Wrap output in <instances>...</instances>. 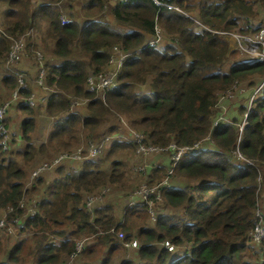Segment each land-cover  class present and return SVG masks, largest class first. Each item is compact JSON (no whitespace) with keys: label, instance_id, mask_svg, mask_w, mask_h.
<instances>
[{"label":"trees","instance_id":"1","mask_svg":"<svg viewBox=\"0 0 264 264\" xmlns=\"http://www.w3.org/2000/svg\"><path fill=\"white\" fill-rule=\"evenodd\" d=\"M157 1L86 0L78 17L74 0H0V85L8 94L0 106L17 91L2 124L8 129L18 113L24 143L15 152L11 142L6 149L0 144V209L9 225L0 229V264H63L82 241L75 264H264V240L251 239L256 211L264 217V62L230 51L225 38L253 36L264 27V0ZM59 5L70 17L67 25ZM27 33V56L8 66L11 45ZM113 46L125 54L116 85L98 93L87 79L114 71ZM36 52L44 88L35 83ZM236 82L247 92L220 99ZM39 89L48 92L46 99ZM257 89L239 143L242 155L258 162L251 167L233 151ZM32 94L42 100L29 104ZM221 100L236 112L230 123L214 111ZM42 116L51 120V131L34 145ZM124 126L148 146L199 143L206 149L177 160L163 150L136 155L121 136ZM83 141L79 169L62 164L48 184L46 171L29 180L36 157L50 161L52 153H70ZM99 145L91 157L88 151ZM160 154L169 166L158 161ZM142 187L155 189L144 196ZM89 195L107 197V204L96 199L92 214L85 207ZM187 249L191 253L181 255Z\"/></svg>","mask_w":264,"mask_h":264},{"label":"built area","instance_id":"2","mask_svg":"<svg viewBox=\"0 0 264 264\" xmlns=\"http://www.w3.org/2000/svg\"><path fill=\"white\" fill-rule=\"evenodd\" d=\"M154 2L157 5L159 4L157 0H154ZM263 17H264V14H263ZM61 20H62L63 24H67L69 22L68 19L66 17H64L63 15L61 16ZM29 34L30 33L25 34L23 38H21L18 41H15L11 45L10 50L7 53V58H6V64L7 65L13 64L16 61H20L23 57L27 56V54L25 53V47H26V37ZM229 37L233 38L236 42V46L234 48L230 47L231 50H233V49L241 50V51L245 52L246 54H248V56L250 58L258 60L260 62H264V27H262L253 36L239 35V34H225V38H229ZM116 50H118V48L112 49L113 52H115ZM124 55L125 54H122L119 57H114V56L111 57L109 64L113 65L115 67L114 71H112L111 73H109V72L99 73V74H93V75L89 76L87 79V85H88L89 89L97 91L98 93H102L104 89L108 90V89L114 88V86L116 85V75H117L118 70L121 67V62H122V59L124 58ZM36 59L39 61L40 68H39L35 83L37 85L41 86L42 83H40V81L43 82L45 70L43 69V65H42V61H41L42 56H41L40 52H36ZM18 78H19L20 85H23V79H22L23 77L19 76ZM238 84L239 83L236 82L230 90H228L227 92L222 94L221 99H225V98H232L233 99L237 95L243 94L244 93L243 89H240L236 93H234L233 89L238 87L239 86ZM263 86H264V80H263L260 88ZM258 90L259 89H257L254 92V94H252V97L250 98V100L248 102L249 108L244 113L243 121L239 125V137L237 140L236 149L233 151L235 160L245 162L251 166H254L255 163L249 159H246L242 155V153L239 149V143L241 141V136H242L243 130L247 126V123H248L247 118L250 114V106H251V104L254 100V96L257 94ZM16 98H17V91L15 90L12 94L11 101H14ZM34 99H35V95L32 94L28 98L29 104L34 105ZM11 101H6L4 104H2L0 106V136L3 137L0 140V144L2 145L3 149L7 148L9 141H8L7 133H6L7 128L2 124V121L5 118V115L7 113V110L9 108V104ZM215 124H216V122L214 123V125ZM121 136L126 141L132 142L136 146V148H135V154L136 155H147V154L152 153V152H157V151L163 150V151H169L171 153V157L174 160H177L178 158L181 157L182 154H184L187 151H190L192 149L202 148V146L199 143H196L190 147L189 146H181L180 147V146H177L175 143H171L165 148L146 146L143 143L142 135H140L136 132H134L133 134H129V135L124 134ZM106 139H109V138L107 137ZM109 140H111V139H109ZM100 151H101V145L95 146V148H91L90 151H88V154H90V156L94 158L100 153ZM71 156H72V160H83L81 150H79L78 152L73 153V154H69V153L61 154L58 158H55L51 161H46L47 163H45L41 167H39L34 172L35 174L31 178V180L34 179L35 177H37L40 172L47 171V170H50L52 168H56V167L62 165L65 161H69L71 159ZM137 171L143 172V168L140 167ZM143 189L145 190L144 192H143ZM154 189L155 188L142 187L141 188L142 195L147 196L148 193L152 192ZM144 196H143V198L145 199L146 197H144ZM96 199H95L94 195L87 196L88 205L92 206V204L94 203V201ZM28 213L30 216H34L35 210L30 209V210H28ZM256 217H258L259 222L254 226L253 231L251 232V239L253 241V244H260L264 240V217L260 214L259 210L256 211ZM156 219H157V216L153 212L152 220L156 221ZM16 223L18 224V220L16 221ZM3 227H4V222L0 219V229ZM132 245L134 246V243H132ZM82 246H83V241L79 242L77 244L76 253L69 257L70 260H72L73 258H76V255L79 253ZM165 246H167L169 248H173L168 243H165Z\"/></svg>","mask_w":264,"mask_h":264},{"label":"rangeland","instance_id":"3","mask_svg":"<svg viewBox=\"0 0 264 264\" xmlns=\"http://www.w3.org/2000/svg\"><path fill=\"white\" fill-rule=\"evenodd\" d=\"M85 1L86 0H74V7L76 8L75 10H74V12H75V14H77V16L78 17H82V12H81V6L85 3ZM113 1H115V0H113ZM65 7V5H59V10H60V12H62L63 13V16L64 17H66V18H68L69 20H70V17H69V15H67V13L64 11V8ZM262 15L264 14V8L262 9ZM60 20H61V18H60ZM107 22L111 25V26H113V23H112V19H111V17L108 15V19H107ZM61 23H62V20H61ZM63 24V23H62ZM68 24V23H67ZM67 24H65V25H67ZM226 40L229 42V45H230V47L231 48H234L235 46H236V42H235V40L233 39V38H231V37H229V38H226ZM113 48H119L118 46H113L112 47V49ZM116 52V54H117V56L116 57H119L121 54H119L118 53V50H116L115 51ZM9 66V65H8ZM111 68L109 67V70H110ZM108 70V71H109ZM107 71V72H108ZM107 72H105V73H107ZM112 72V71H111ZM111 72H109V73H111ZM102 73H104V72H102ZM1 76V75H0ZM44 77H45V72H44ZM44 77H43V82H44ZM43 82L42 81H40V83H42V85L40 86V88H44V84H43ZM23 84H24V81H23ZM239 86L238 87H236V88H234L233 90H234V93H236L238 90H240V89H243L244 90V93L243 94H245L246 92H247V90H248V88L246 87V85L245 84H242V83H239L238 84ZM4 89L1 87V85H0V99H3V98H5L8 94H7V91L6 90H4ZM6 91V92H5ZM39 91H40V93L42 94V96H43V98L44 99H46L47 97H48V92L47 93H45L44 91H42V90H40L39 89ZM40 93H37V92H35V94L36 95H38L39 97H40ZM242 95V94H241ZM37 98V97H36ZM102 98V97H101ZM221 99V98H220ZM227 100H229V101H232V98H226ZM40 100H42L41 98L39 99V100H37V99H34V104H38L39 103V101ZM7 101V100H6ZM38 102V103H37ZM76 105H82V102H77L76 101ZM36 106V105H35ZM38 107V106H37ZM44 107V104H43V106H42V108ZM39 108V107H38ZM37 108V109H38ZM38 110H40V111H38ZM37 110V113H39V112H44L43 111V109H38ZM214 111H215V113H217L218 111H220L221 112V114H222V116L230 123L231 122V120H230V115L232 114V115H234V114H236V112H235V110L233 109V108H231L230 110L229 109H225V104H223V101L221 100V101H219V103H218V106H215V108H214ZM8 113V112H7ZM8 117H9V115H8ZM41 118V117H40ZM50 122H49V121ZM41 123H38V121H37V125H38V130L35 132V133H33L32 134V142H33V144L34 145H38V138H45V137H47V135H48V133H49V131H51V127H52V123H51V120L49 119V118H47L46 116H42V121H40ZM10 125H9V127H8V129L6 130L7 132V138H8V141L9 142H11L10 143V148H9V150H12V152H15L18 148H23V145H24V143H23V141L21 140V138H20V129H19V125H20V116L18 115V113H13V116L12 117H10ZM125 128H126V132L124 133L125 135H128L127 133L129 132V131H127V127L126 126H124ZM125 130V129H124ZM10 137V138H9ZM107 138V136L105 135L104 136V139H106ZM13 142H12V141ZM210 143L211 144H213V142H212V140L210 141ZM237 144V143H236ZM85 146L86 145V142L85 141H83L82 142V144H81V146H79L80 148H78L76 151H75V149L78 147H76V148H74V149H72L71 151H70V153L69 154H73V153H76V152H78L79 150H81V147L82 146ZM9 146V145H8ZM146 146H148V144L146 145ZM86 148V147H85ZM75 151V152H74ZM65 153V152H64ZM64 153H52V155H51V157L50 158H52V160L53 159H55V158H58L61 154H64ZM66 153H68V152H66ZM101 157V156H100ZM152 157V156H151ZM44 157L43 156H40V157H36L35 158V161H34V163L35 164H32V165H30V167H31V169H30V172H29V174H28V178H29V180L33 177V175L35 174L34 172L39 168V167H41L43 164H45V163H47L46 161H49V160H45V159H43ZM156 158L158 159V161H160L161 163H163L166 167L167 166H169V164H170V159H169V157L167 156V155H163V154H160V155H156ZM97 159H99V158H97ZM96 159V160H97ZM51 161V160H50ZM80 161L81 160H77V162H74V160H72V156H71V159L69 160V161H65L63 164H65L64 166H65V168L66 169H68L70 166H76V169H79L80 168ZM55 168H52V169H50V170H48V171H46L45 172V174H43V176L44 177H46L48 180H47V182H46V184H48V183H50V182H52V181H54L55 180V177H56V175H55ZM169 174H170V172H169ZM128 176V175H127ZM126 176V179L129 177H127ZM31 181V180H30ZM130 183H132L133 182V180H128ZM119 184V183H118ZM103 189V193H105V192H107L108 191V188H102ZM145 190L143 189V192H144ZM87 200V198L85 199V207L87 208V209H90L91 211H92V214H93V212H94V210H93V204H92V206H89L88 205V202L86 201ZM107 200H108V198L107 197H105V198H102V197H100L99 199H97L96 201L99 203V205L100 206H103V205H105V204H107ZM109 200H110V198H109ZM111 205L113 206V207H117V201H115V204H114V200L111 202ZM259 206L261 207V210L263 211V213H264V194L261 192L260 193V199H259ZM7 213V211L6 212H3V208L2 209H0V219L4 222V227H6V226H9L8 225V221H6V214ZM151 220H152V216H151ZM154 221L155 220H152L151 222L152 223H154ZM15 224H17L16 222H15ZM17 226L18 227H21L22 226V224H17ZM12 234V233H11ZM25 236V235H24ZM79 243V242H78ZM77 243V244H78ZM183 252V254H181V255H184V254H190L191 253V250L190 249H187V250H184V251H182ZM177 255L178 256H180V253H177ZM75 260H76V258H73L72 260H70V258H68V259H66V261L63 263V264H75Z\"/></svg>","mask_w":264,"mask_h":264},{"label":"clouds","instance_id":"4","mask_svg":"<svg viewBox=\"0 0 264 264\" xmlns=\"http://www.w3.org/2000/svg\"><path fill=\"white\" fill-rule=\"evenodd\" d=\"M119 2H122V3H124V2H126V0H118ZM68 19V18H67ZM68 21H70L69 19H68ZM68 24H69V22H68ZM229 43V42H228ZM229 49H230V45H229ZM233 50H237V49H233ZM233 50H231L230 49V51H233ZM240 51V50H239ZM118 72H119V70H118ZM118 72H117V74H118ZM117 76V75H116ZM245 113V112H244ZM244 115V114H243ZM225 119V118H224ZM226 120V119H225ZM247 122H248V118H247ZM248 124V123H247ZM10 138V137H9ZM9 143V142H8ZM171 144V143H170ZM168 146V145H167ZM8 147V146H7ZM181 147V146H180ZM6 149V148H5ZM201 150H205L206 148L205 147H203L202 146V148H200ZM240 149V148H239ZM251 161H253L255 164H254V166H251V167H257V165H258V162L257 161H255V160H251ZM48 171V170H47ZM259 178H261V174H259V176H258V180H259ZM157 220V219H156Z\"/></svg>","mask_w":264,"mask_h":264}]
</instances>
